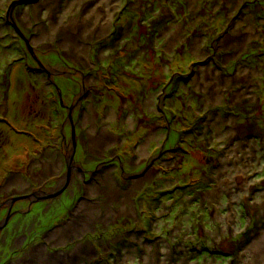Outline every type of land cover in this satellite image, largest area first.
<instances>
[{
	"label": "rangeland",
	"instance_id": "obj_1",
	"mask_svg": "<svg viewBox=\"0 0 264 264\" xmlns=\"http://www.w3.org/2000/svg\"><path fill=\"white\" fill-rule=\"evenodd\" d=\"M11 2L0 0V94L18 65L0 105L20 135L0 124V184L12 172V193L41 200L23 205L33 219L21 214L17 239H0V264H264V0H42L21 32ZM23 31L38 32V53ZM51 77L71 83L64 100ZM84 131L96 157L76 166L95 179L80 192L81 172L36 155ZM44 173L67 182L48 199Z\"/></svg>",
	"mask_w": 264,
	"mask_h": 264
},
{
	"label": "flooded vegetation",
	"instance_id": "obj_2",
	"mask_svg": "<svg viewBox=\"0 0 264 264\" xmlns=\"http://www.w3.org/2000/svg\"><path fill=\"white\" fill-rule=\"evenodd\" d=\"M10 1L13 2V0H10ZM32 1L34 2V3H31L33 5L19 6L15 9V21L17 22V24H18L17 20L23 15V13L26 12V10H25L26 8H28V7H36V8L41 7L40 3L42 0H32ZM6 26L9 27L10 23L9 22L6 23ZM18 26H19V24H18ZM31 28H29V29H31ZM19 30L22 31L21 26H19ZM23 34L26 35L27 37L31 36L29 39L33 44V42H35V38H37L38 32L32 31L31 34H27V33L25 34L23 31ZM14 40H15V38H14ZM22 42H24V41L22 40ZM35 52L38 53L37 49L35 50ZM9 64H10L8 66L9 69L7 71H3L1 73V75L6 76L5 81H6L7 85H9V86H6V89L4 88V91H2V93L0 94V96H2L1 100L5 104L9 103L10 98H12V95H10L11 85H10V79L9 78H10V76L12 77L14 69L18 65L17 58H13V60ZM3 70H4V68H3ZM36 71H37V73H40V74L42 72V70H38V69ZM6 73H8V75ZM48 81H49L50 87H53L55 90H60L59 92L61 93V97H63V100H64V97L66 95H68V90H67L68 85L71 84V83L67 82V78L66 79L64 78V80L60 81V83H62L61 86H59V84H57V83H54L52 81V77L49 78ZM82 82H83V84H82L83 90H82V93L80 94V96L78 97L76 109L74 108L76 117H75L74 125L72 127L74 130L73 133L75 132V134H76V131L78 129H82L81 123L83 122V119L85 118V115L87 114V112L89 110V105H87V103L85 101L88 99V96L90 93V92H88V87L91 86V81L89 80V74L88 73L83 74ZM92 103L96 104L95 100H93ZM3 105L4 104L0 105V113H1L0 114L1 115L0 116V124L3 126L5 125L7 128L10 129V131L14 134L13 135L11 133L13 135V137H15L17 135L19 136L20 135L19 132H17V134H16V132L14 131V128H12L14 126V124L11 123V120L7 121L8 117H7V119L4 117V115H7L6 114L7 109L4 108ZM73 105H75V104L73 103ZM48 137H50V136H48ZM2 138H3V136L1 134L0 135V143L2 142ZM86 138H87L86 131H84L83 133H79V136H76V138H75L74 134H73V137L71 139H68L67 137H63V139L61 141L52 140L53 138L51 137L49 140H52L54 142H52V141L49 142V144H48L49 147H47V149H45L44 151H42V150L38 151L37 155H36V157H38L40 159L41 167H43L45 170H47L48 166H49V168L51 167L50 169L53 170L54 172L59 171L60 170L59 166L63 163V161L66 160V163H68V167L71 166L74 169V173L75 172H81V174L79 175L80 179H79V183H78V189H80V192H81V190L82 191H88L89 187H86V185H87L86 182L91 183L95 179V177H93L94 172H92V171L87 172V171L81 170L80 168H78L76 166V159L78 158V156H79V160H80V158L83 159V162L86 164L90 160L92 161L93 157H96V156H91V153H89V151L86 150V145H85ZM77 139H78V143H77ZM5 143H6V141H5ZM163 159H165V158H163ZM158 161L159 160H156V162H158ZM154 163H155V161H154ZM154 163H152V164L154 165ZM23 164H24L26 171L21 174L22 176H21L20 180H21V184H23V187H26L28 182H29V180H28V178H29L28 177V169H27L28 164H25V162H23ZM77 164H78V162H77ZM74 173H73L72 178H74ZM11 178H12V172H10L7 176H4V178L2 176L1 179L5 182L3 185L0 184V228H1L2 224L4 222L6 223L8 221L7 219H9V222H7L8 223L7 228L4 230L0 229V239L2 238L5 242H7L9 240V236H11V239H13V240L18 238L17 233H18L20 227H23V225H24V227L27 226L26 225L27 219L22 220L21 214L22 215H28V216L30 215V217H31L30 222H31V220L33 219V214H31L32 212L30 211L29 208H31L33 206V204H38L39 201L41 200V198L34 200L35 193L34 194L32 193L31 195L28 194V196L24 197V198L18 197L17 196L18 193H12L11 189H13V187L16 186L15 184H17V182L14 184L11 181ZM40 178L46 179L45 183L41 184V182H40V184H39L40 186L38 185L39 190L41 192H43L44 194H46L44 199H48L53 195V193L48 194L49 190L52 191V189H51L52 187L60 188L62 185L64 186L67 183L65 181L64 176H62V178H59V181H57V182H55V179L53 177H51L53 180H49V182H48L47 175L45 173L42 176H40ZM55 188H54V190H55ZM20 194H24V193H20ZM49 195H50V197H48ZM80 200L81 199H79L78 201H80ZM26 204H28V207H29L28 211L29 212L22 210L23 205H26ZM72 207H69L68 210L71 209ZM75 212H76V210L72 211V213H75ZM72 213H70L68 217L72 216ZM18 215L20 216L19 219L12 221V219L18 217ZM14 227H16L15 230H13ZM5 251H7V250L5 249ZM10 253H9V255H10Z\"/></svg>",
	"mask_w": 264,
	"mask_h": 264
},
{
	"label": "water",
	"instance_id": "obj_3",
	"mask_svg": "<svg viewBox=\"0 0 264 264\" xmlns=\"http://www.w3.org/2000/svg\"><path fill=\"white\" fill-rule=\"evenodd\" d=\"M30 3H32V0H30V1H28V0H19V2H15V3L12 5V7L10 8V14L12 15V13H14V10H13V9H14L15 7L19 6V4H20V5H24V4H26V5H30ZM28 48H29L30 52H33V53H34V51H33V49L31 48L30 45H28Z\"/></svg>",
	"mask_w": 264,
	"mask_h": 264
}]
</instances>
